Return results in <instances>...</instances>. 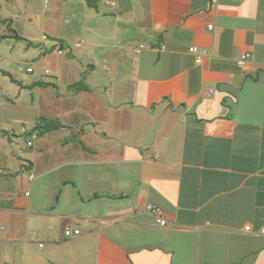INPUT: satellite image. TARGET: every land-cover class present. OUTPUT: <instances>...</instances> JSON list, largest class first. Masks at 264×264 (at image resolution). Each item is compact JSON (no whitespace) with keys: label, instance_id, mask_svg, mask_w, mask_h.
Instances as JSON below:
<instances>
[{"label":"crops","instance_id":"0c3cea01","mask_svg":"<svg viewBox=\"0 0 264 264\" xmlns=\"http://www.w3.org/2000/svg\"><path fill=\"white\" fill-rule=\"evenodd\" d=\"M112 1L52 0L88 60L0 80V264H264V0Z\"/></svg>","mask_w":264,"mask_h":264},{"label":"rangeland","instance_id":"374dc122","mask_svg":"<svg viewBox=\"0 0 264 264\" xmlns=\"http://www.w3.org/2000/svg\"><path fill=\"white\" fill-rule=\"evenodd\" d=\"M52 0H0V80L5 75L1 70H6L10 75H5L8 79L11 77L20 79L27 78L36 73H40L43 67L51 69L56 65L58 59V49L47 53L53 56L42 63L40 62L42 47L40 46L41 38L49 39L45 34V23L56 24L55 21L67 20L65 26L67 36L74 40L72 44L62 47V58L74 59L81 57L83 60H88L83 56L81 48H74V42L77 40V35L71 33L68 26H74L72 15L64 13L60 15L53 14L50 10ZM47 7V8H46ZM48 20L45 22V20ZM16 34L24 37V40L16 38ZM76 40V41H75ZM61 44V43H60ZM70 45V46H69ZM70 47H73V54ZM79 55V56H78ZM90 65L98 67L102 77H106V60L92 63ZM32 67L34 73L29 72L27 68ZM45 68V69H46ZM100 68V69H99ZM91 69V68H90ZM48 120H55L46 118ZM29 172L30 170H25ZM33 174L32 172L29 173Z\"/></svg>","mask_w":264,"mask_h":264},{"label":"built area","instance_id":"2783aa9c","mask_svg":"<svg viewBox=\"0 0 264 264\" xmlns=\"http://www.w3.org/2000/svg\"><path fill=\"white\" fill-rule=\"evenodd\" d=\"M106 4L108 5H111V6H114L116 3L112 0H104ZM213 28V25L211 24L210 25V29ZM84 40H77L76 42H74V47H81L83 46L84 44ZM146 48V46L144 44H141L139 45V47L136 49L137 53H140L141 51H143L144 49ZM189 51L196 55L197 58H196V62L197 63H201L203 61V56L206 54V51H200L198 47L196 46H193L189 49ZM58 53L59 54H63V50H62V46L59 47L58 49ZM251 58V54L250 53H246V54H243L239 59H238V64L239 66H244L246 64V62L248 61V59ZM27 70L29 72H32L33 71V68L32 67H29L27 68ZM48 73V71H47ZM29 145H31L32 143L29 142L28 143ZM34 178V175L31 174L30 175V179H33ZM27 195H29V193H27ZM141 207L140 206H136L135 207V212H140L141 211ZM144 210L149 213V214H152L155 219H156V222L159 224V225H162V226H167L169 225V222L167 221V219L165 218V215H164V212L163 210L161 209V207L155 205V204H147L145 207H144ZM4 227L0 226V230H3ZM246 230L247 231H252V227L251 226H246ZM262 233H264V227L262 229ZM81 234V231L79 229H70V228H67L65 230V236L70 238V237H74V236H78ZM41 246H43V244H40Z\"/></svg>","mask_w":264,"mask_h":264},{"label":"trees","instance_id":"16d2710c","mask_svg":"<svg viewBox=\"0 0 264 264\" xmlns=\"http://www.w3.org/2000/svg\"><path fill=\"white\" fill-rule=\"evenodd\" d=\"M86 3L90 6V7H97V3H98V0H85ZM16 38L19 39V40H24L25 38L20 36V35H17L16 34ZM64 41L62 40L61 41V46L63 47L64 46ZM5 75H10V73L6 70H1ZM11 76V75H10ZM11 79H13L15 82H18L15 78L11 77ZM78 86V85H77ZM79 88H82V86H79ZM62 123L55 119V120H48L45 119V118H42L40 120V122H38L35 126V129L37 131H39L40 134H46L52 130H55V129H59L60 127H62ZM95 197H98V195H96Z\"/></svg>","mask_w":264,"mask_h":264}]
</instances>
